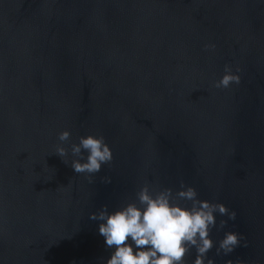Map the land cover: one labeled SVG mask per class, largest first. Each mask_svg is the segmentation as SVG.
Listing matches in <instances>:
<instances>
[{
	"label": "water",
	"instance_id": "1",
	"mask_svg": "<svg viewBox=\"0 0 264 264\" xmlns=\"http://www.w3.org/2000/svg\"><path fill=\"white\" fill-rule=\"evenodd\" d=\"M226 64L241 81L216 89ZM87 135L113 153L92 183ZM181 181L237 213L207 258L264 264V0H0V264H106L90 214ZM228 231L247 246L217 255Z\"/></svg>",
	"mask_w": 264,
	"mask_h": 264
},
{
	"label": "clouds",
	"instance_id": "2",
	"mask_svg": "<svg viewBox=\"0 0 264 264\" xmlns=\"http://www.w3.org/2000/svg\"><path fill=\"white\" fill-rule=\"evenodd\" d=\"M204 48L211 50L215 45L205 44ZM240 71L237 67L234 72L232 66L226 64L224 75L212 86L227 89L233 84L239 85L241 77L237 73ZM69 138L68 130L58 134L61 143L56 145L54 154L67 157L68 149L63 142ZM83 152L88 153L85 162H81ZM71 153L78 157L72 160L71 167L75 173L85 174L89 183L93 182L94 174L100 172L102 165H110L113 160V153L102 135L80 137L79 143L71 145ZM62 160L67 164L65 159ZM102 182L111 183V177H102ZM135 196L134 201L111 213L108 205H104L98 212L90 214V219L102 221L99 234L104 237L106 247L114 249L106 264H185V257L192 248L196 249L193 264H205L206 259L207 264H215L213 259L207 258L214 247L210 233L217 228L215 213L234 221L237 216L234 210L230 211L223 203L198 199L196 189L183 181L175 192L145 182ZM189 202L190 207L186 206ZM226 224V220H221L217 230ZM242 241L246 247L247 241L242 234L228 231L219 241L216 254L228 255L241 246Z\"/></svg>",
	"mask_w": 264,
	"mask_h": 264
}]
</instances>
